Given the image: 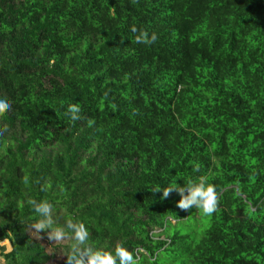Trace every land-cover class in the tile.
<instances>
[{"label":"trees","instance_id":"obj_1","mask_svg":"<svg viewBox=\"0 0 264 264\" xmlns=\"http://www.w3.org/2000/svg\"><path fill=\"white\" fill-rule=\"evenodd\" d=\"M0 97V264L59 256L29 199L141 264H264V0H0ZM200 176L212 216L152 192Z\"/></svg>","mask_w":264,"mask_h":264},{"label":"clouds","instance_id":"obj_2","mask_svg":"<svg viewBox=\"0 0 264 264\" xmlns=\"http://www.w3.org/2000/svg\"><path fill=\"white\" fill-rule=\"evenodd\" d=\"M131 32L135 35L137 44L152 45L158 40L155 32L149 35L147 30L138 29L135 25L131 27ZM12 105L6 97H0V114L11 110ZM81 108L78 104L69 105L66 114H70L73 122L81 119L79 113ZM89 126L95 124V120L88 121ZM5 126L0 129V135L7 132ZM199 171L198 166L195 168ZM22 182L27 184L29 177L24 176ZM47 184L43 185L41 190H47ZM154 193L162 192V199H167L173 192L179 194L181 199L177 203V208L182 211H189L192 208L198 210L203 216H212L218 211L220 204L221 191L216 186L208 182L206 176H200L196 180H189L183 184L178 183L166 188H155ZM237 195L239 190L237 186ZM27 203L32 207L33 211L39 217L29 226L31 231L37 234L46 233L47 239L54 244H60L71 241L70 251L66 255V264H141L142 250L130 251L121 242H116L114 251L104 250L94 247L90 241V233L83 222L69 219L64 226H57L53 219V204L48 200L36 201L29 199ZM43 239V237L41 236ZM149 264H153L152 261Z\"/></svg>","mask_w":264,"mask_h":264},{"label":"rangeland","instance_id":"obj_3","mask_svg":"<svg viewBox=\"0 0 264 264\" xmlns=\"http://www.w3.org/2000/svg\"><path fill=\"white\" fill-rule=\"evenodd\" d=\"M37 234V233H36ZM40 239L44 242V244L47 246L48 251H59V256L54 261H52L50 264H62V261L64 259V255L67 252V246L69 245V241L60 243V244H54V242H51L47 239V234H37ZM43 237V239L41 238ZM11 247V243L9 241H5L0 243V251H8ZM60 247V248H59Z\"/></svg>","mask_w":264,"mask_h":264}]
</instances>
